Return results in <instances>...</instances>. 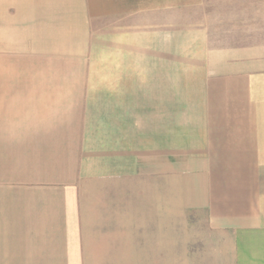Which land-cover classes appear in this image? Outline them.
Masks as SVG:
<instances>
[{
    "label": "crops",
    "instance_id": "crops-1",
    "mask_svg": "<svg viewBox=\"0 0 264 264\" xmlns=\"http://www.w3.org/2000/svg\"><path fill=\"white\" fill-rule=\"evenodd\" d=\"M240 15L0 0V264H264V42L191 20Z\"/></svg>",
    "mask_w": 264,
    "mask_h": 264
},
{
    "label": "rangeland",
    "instance_id": "rangeland-1",
    "mask_svg": "<svg viewBox=\"0 0 264 264\" xmlns=\"http://www.w3.org/2000/svg\"><path fill=\"white\" fill-rule=\"evenodd\" d=\"M191 20H204L210 28L212 41L216 44L228 46L264 42V16H216ZM185 261V256L180 257V263Z\"/></svg>",
    "mask_w": 264,
    "mask_h": 264
}]
</instances>
